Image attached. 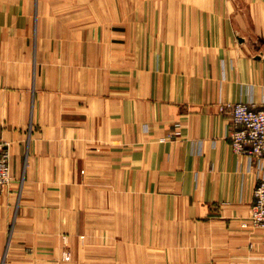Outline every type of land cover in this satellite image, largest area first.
I'll return each mask as SVG.
<instances>
[{
	"label": "crops",
	"instance_id": "1",
	"mask_svg": "<svg viewBox=\"0 0 264 264\" xmlns=\"http://www.w3.org/2000/svg\"><path fill=\"white\" fill-rule=\"evenodd\" d=\"M238 100L264 0H0V264H264Z\"/></svg>",
	"mask_w": 264,
	"mask_h": 264
},
{
	"label": "built area",
	"instance_id": "2",
	"mask_svg": "<svg viewBox=\"0 0 264 264\" xmlns=\"http://www.w3.org/2000/svg\"><path fill=\"white\" fill-rule=\"evenodd\" d=\"M221 110L230 116V137L233 150L243 154L253 164L264 158V102L260 106L242 100L222 104ZM0 140V189L12 176L10 154ZM251 223L264 229V178L255 188Z\"/></svg>",
	"mask_w": 264,
	"mask_h": 264
},
{
	"label": "rangeland",
	"instance_id": "3",
	"mask_svg": "<svg viewBox=\"0 0 264 264\" xmlns=\"http://www.w3.org/2000/svg\"><path fill=\"white\" fill-rule=\"evenodd\" d=\"M176 126L179 127L180 124L177 123ZM230 131H231V130H230ZM178 133H179V131L177 132V134H178ZM0 140H1V142H2L3 144H5V146H6L5 148L7 149V151H8L9 154H10V164H11V152H10V149H9V147H8V143H7V142H4V141L2 140L1 137H0ZM163 140H164V139H163ZM234 152H235V151H234ZM260 180H261V179H260ZM260 180H259V181H260ZM12 181H13V176H11L10 180L8 181V183H6V184L3 185V187L0 189V192H2V191H4V190L8 189L9 186H11ZM257 184H258V183H257ZM257 184H256V185H257ZM255 188H256V186H255ZM254 192H255V189H254ZM254 196H255V193H254ZM251 213H252V211H251ZM250 220H251V216H250ZM251 224H252V223H251ZM66 258H67V260L70 259V253H69V252H67V254H66ZM3 264H5V262H4Z\"/></svg>",
	"mask_w": 264,
	"mask_h": 264
},
{
	"label": "water",
	"instance_id": "4",
	"mask_svg": "<svg viewBox=\"0 0 264 264\" xmlns=\"http://www.w3.org/2000/svg\"><path fill=\"white\" fill-rule=\"evenodd\" d=\"M262 55H263L262 53H259V54L256 55V57L257 58H262L263 57Z\"/></svg>",
	"mask_w": 264,
	"mask_h": 264
}]
</instances>
